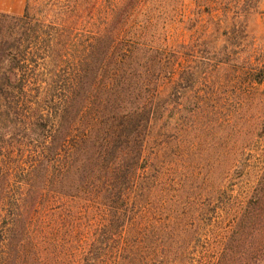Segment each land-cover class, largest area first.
I'll list each match as a JSON object with an SVG mask.
<instances>
[{
  "label": "rangeland",
  "instance_id": "rangeland-1",
  "mask_svg": "<svg viewBox=\"0 0 264 264\" xmlns=\"http://www.w3.org/2000/svg\"><path fill=\"white\" fill-rule=\"evenodd\" d=\"M27 5L30 17L17 21L21 48L36 51L35 61L28 63L40 67L55 92L60 80L79 75L76 59H90L96 77L87 74L85 88L94 83L92 90L101 87L107 96L109 79H99L101 44L118 82L111 97H124L129 106L135 95L160 92L153 102L160 111L139 163L144 168L129 189L131 200L120 202L127 214L122 229L110 225L120 212L116 194L111 198L109 189L99 193L91 187L90 171L63 177L68 162L51 157L55 188L90 191L46 208L17 210L27 231L12 241L7 235L0 239V264H118L121 248L127 264H166L159 227L169 218L165 209L171 204L179 232L172 258L178 254L181 264H200L206 254L216 256L220 236L234 234L232 214L248 201L240 195L253 187L264 166V80L257 79L264 72V0H27ZM9 14L22 17L25 11ZM30 28L40 40H28ZM110 31L114 41L105 35ZM52 33L60 37L53 40L59 47L49 50ZM3 122L0 188L26 191L36 159L33 146L40 142L34 134H11L17 129H10L8 120L3 128ZM27 140L31 145L23 146ZM230 195L239 199H233L227 216L220 209L228 208ZM142 212L150 219L139 220ZM11 221L4 216V229Z\"/></svg>",
  "mask_w": 264,
  "mask_h": 264
},
{
  "label": "trees",
  "instance_id": "trees-1",
  "mask_svg": "<svg viewBox=\"0 0 264 264\" xmlns=\"http://www.w3.org/2000/svg\"><path fill=\"white\" fill-rule=\"evenodd\" d=\"M75 3L74 8L77 7ZM224 6L226 10V6L229 7L228 4ZM247 6L249 5L245 7ZM29 9L27 5L22 17L0 12V121L4 119L3 128L8 120L11 123L10 129H17V132L14 130L11 134L21 133L24 138L27 134H34L40 142L39 145L33 146L35 148L32 153L36 159L31 167L32 173L28 175L30 179L27 178L25 181L28 186L26 191L19 189L15 193L3 192L0 188V239L7 235L12 241L26 233L25 226L21 225L24 217L16 212L17 210L23 207L46 208L49 203L60 198L78 196L79 191H90L86 190L87 188H75L76 193H74L73 188H65L64 185L62 188H55L57 179L51 171V157L55 159L59 157V160L65 159L68 162L67 166L61 169L63 177L71 173L81 174L90 171L91 187L99 189V193L102 191L101 188L109 189L108 195L111 198L116 194L120 212L115 213L116 220L110 225L111 227L115 225L116 230L122 229L121 222L126 220L127 214L123 210L124 207H120V202L123 205L130 202L129 189L136 184L138 173L144 168V164L139 163L143 160L142 156L146 151L150 136L148 132L154 115L160 111V107H156L153 103L154 99L159 101L160 92L158 95L155 94V97L145 98L135 95L129 106L125 105L124 97H120V100L111 97L118 82L116 74L113 73V62L107 59L101 44L99 79H109L108 83L104 84L109 89L107 96L104 97L105 90L101 87L93 91L94 83L88 84L85 88L87 74L90 76L91 72L94 73L93 80L96 77L90 59L80 63L76 59L79 75L75 79L60 80V91L55 92L52 83L48 84L47 80H43L44 73L40 71V67L28 63L35 61L38 56L36 51L29 46L21 48V33L17 21L30 17ZM29 32L31 37L28 40L36 38L40 40L41 36L37 37L39 34L37 30L30 28ZM56 34L59 35L58 31ZM105 35L108 39L115 40L111 31ZM52 37L49 50L59 47V44L53 45V40H58L60 37L56 38L55 33H52ZM100 41H103V37L99 38ZM31 43L32 41L27 42V44ZM61 56L65 57L64 54ZM49 57L53 59L54 54ZM43 69L46 70L45 65ZM257 79L262 82L264 72ZM44 83L49 86L44 87ZM159 87L160 85L157 84V89ZM96 107L99 111L92 110ZM30 145L31 142L28 143V140L23 142V146ZM9 147L8 143L5 148ZM3 148L4 146L1 147ZM92 160L94 165L87 164ZM98 172L99 176H92ZM1 180L3 178L0 176V183ZM246 191L245 194L240 195L244 201L247 198L246 205L239 207L238 211L232 214L234 234L230 233V235L228 232L227 235L220 236L221 240H218L213 249L214 253H217L216 256L206 254L200 264H256V262L264 264V166L254 180L253 187L247 188ZM180 193L181 196L185 195L183 191ZM230 196L231 202L228 208L217 206L227 216L232 213L230 211L234 204L233 199H239ZM175 208L174 204L167 206L165 211L169 218L161 221L159 227V234L164 240L161 246L164 245L166 264H181L178 254L172 258L175 254L173 245L177 244L176 235H179L173 224ZM4 209L9 213L4 214ZM11 210L14 212L10 213ZM139 215V220L150 219L147 212ZM4 216L12 219L11 227L8 229L2 226ZM121 229L119 235L123 233ZM200 231L201 229L199 233ZM212 239L216 241L214 237ZM185 241L186 239L183 242ZM217 248L221 250L216 252ZM125 250L121 248L118 264H127L122 260L124 259L122 253ZM12 263H15L14 259Z\"/></svg>",
  "mask_w": 264,
  "mask_h": 264
},
{
  "label": "crops",
  "instance_id": "crops-1",
  "mask_svg": "<svg viewBox=\"0 0 264 264\" xmlns=\"http://www.w3.org/2000/svg\"><path fill=\"white\" fill-rule=\"evenodd\" d=\"M27 0H5L0 4V11L19 14L25 11Z\"/></svg>",
  "mask_w": 264,
  "mask_h": 264
}]
</instances>
